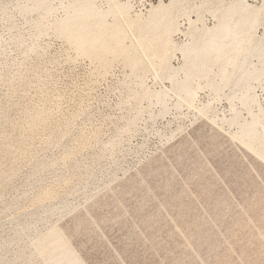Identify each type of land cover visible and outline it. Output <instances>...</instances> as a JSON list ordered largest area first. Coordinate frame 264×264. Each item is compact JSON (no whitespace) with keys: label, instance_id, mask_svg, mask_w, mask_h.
Listing matches in <instances>:
<instances>
[{"label":"rangeland","instance_id":"1","mask_svg":"<svg viewBox=\"0 0 264 264\" xmlns=\"http://www.w3.org/2000/svg\"><path fill=\"white\" fill-rule=\"evenodd\" d=\"M17 1L0 0L9 9L8 21L0 22V174L14 169L10 183L19 187L16 194L26 190L28 196H38V184L28 189L19 186L37 161H57L40 176L39 185L49 186L52 195L57 191L54 196H60L65 187L66 190L78 182L76 170L69 172L59 159L61 147L71 137L80 136L81 141L75 162L82 157V163L90 167L95 166H91L95 163L91 161L101 153L99 147L113 141L123 152L116 154L124 159L119 157L117 163L121 167L115 179L106 182L98 178L103 183L97 179L100 189L93 192L92 198L76 200V205L73 203L68 210L48 219L47 225H59L71 238L86 264H264V161L245 150L222 126L220 116L228 117L231 112L226 100L221 97L213 102L219 118L211 122L193 109H173L176 99L169 93L165 115H159L158 107H153L155 119L151 121L143 113L135 134L121 130L134 115L123 99L133 88L138 69L133 77H127L130 69L122 60H115L102 70L88 56L77 55L63 39L52 34V29L35 35L32 24L11 10ZM180 1L185 13L176 14L177 10H173L177 29L171 33L177 46L188 40L190 21L198 18L196 26L202 21L207 27L215 22L206 9V0ZM243 1L262 12L263 22L256 27V34H261L264 0ZM117 2L128 6L131 18L138 21L145 20L151 10L159 4L167 5L169 0ZM95 4L103 11L108 7L105 0ZM107 20L111 21L112 16ZM17 35L20 41L14 40ZM134 37L128 31L125 45H136ZM29 47L33 49L29 51ZM177 53L171 60L174 67L182 62ZM139 55L144 60L141 52ZM148 69L143 73L147 86L170 87L169 82L156 79L154 71ZM200 82L202 87L207 84L204 79ZM253 88L264 108V71ZM209 98V92L200 89L196 103ZM145 105L143 101L141 106ZM35 112L38 116L33 130H25L28 114ZM64 123L69 127L60 139L62 145L49 144L54 136V140L58 139ZM9 147L19 151L12 156L7 152ZM116 154L113 158L118 157ZM104 157L100 160L105 162L97 161L101 167L95 163V172L110 161ZM1 180L0 177V200L9 201L15 194L11 184ZM2 202V218L6 213L25 210L14 207L15 211L12 207L1 212ZM4 226L7 229L8 223L4 222L1 234L6 231ZM7 234L4 232L0 238L5 240ZM6 249H0L1 264L14 255Z\"/></svg>","mask_w":264,"mask_h":264},{"label":"bare ground","instance_id":"2","mask_svg":"<svg viewBox=\"0 0 264 264\" xmlns=\"http://www.w3.org/2000/svg\"><path fill=\"white\" fill-rule=\"evenodd\" d=\"M96 1L18 0L12 5L11 10L16 11L26 22L32 24L35 35L52 29V34L63 39L77 55L88 56L94 60L99 69L104 70L115 60H122L124 66L130 69V75L127 77H133L135 70L138 69L134 77V86L129 88L123 99L126 105L131 106L134 115L121 130L133 133L136 130V123L143 113L148 114V119L153 121L152 119H155L156 116L153 107H158L156 112L159 115L166 113L168 111L167 99L171 94L176 99L173 109L180 110L182 107H187L189 110L193 109L192 111H195L198 116L215 122L219 117L217 109L212 104L223 97L229 104L231 112L228 117L220 116L219 120L222 126L225 125L227 133L233 140L264 161V108L259 103L253 88V84H258L261 81L264 71V31L261 34H256V27L263 22V14L260 10L250 7L243 0H233L230 3H225L224 0H206L205 6L208 13L215 19L214 24L212 27H207L201 21L196 26L198 18L194 22L190 21L186 33L188 40L177 46L171 40V33L177 29L176 15H173V10H177L176 14L185 13L182 1L169 0L167 5L159 4L151 10L145 20L138 21L131 18L128 6L120 5L117 0H105L108 6L105 11L96 7ZM8 10L6 5L0 4V22L8 21ZM108 16H112L111 21L107 20ZM128 31L134 33L135 41H133L136 45L133 43L130 46L125 45ZM14 40L20 41L21 39L17 35ZM32 49L33 47H29L28 50ZM139 52L143 55L144 60L140 57ZM175 52H178L182 59L178 67L171 64ZM144 62L148 64L149 69ZM145 68L148 71L152 69L156 79L169 82L170 87L165 88L163 84L158 89L147 86L143 76ZM202 79L207 82L203 87L199 84ZM200 89L209 92L210 98L204 103H196L197 92ZM169 93L171 94L169 95ZM143 101L146 102L144 107L141 106ZM235 103L240 108H237ZM178 113L177 115H179ZM37 116V112L28 114L25 130H33V122ZM128 124L130 126H127ZM61 127L60 138L54 140L56 138L54 136L49 144L62 145L60 139L67 134L65 131L69 126L64 123ZM75 137L66 139L67 141L64 140L65 143L62 141L64 144L63 148L61 147L62 150L60 149L59 159L60 165L66 167L69 172L76 170L78 182L74 181L77 184L72 185L73 187L69 186L72 188L68 187L65 190L66 187H63L64 192H61L60 196H54L57 191L52 195L49 186L39 185V183L41 184V174L45 170L53 168L56 165V159L34 163L31 173L29 172L28 177L22 184H19L21 188L27 187L26 189L38 184L40 193L36 191V188L35 191L38 192L36 197H31L30 194L28 196L26 190L16 194L19 187L10 183L14 169L11 172L7 173L6 171V173L0 174L1 181L10 183L11 191L15 194L9 201L4 199L5 201L2 200V202L0 200L2 202L1 212L10 211L12 207L13 210L15 208L16 210L25 209L18 214L6 213L4 216L5 213H3L5 218H2L0 213V230L3 229L4 222L8 223L7 229L4 226L8 237L5 240L0 238V249L7 248V251L10 249L11 252H14L10 254H14L13 257L10 256L11 260H4L3 264H13L14 262L16 264H86L81 253L73 246L71 238L59 225L55 223L47 225L48 219L74 206L73 203L75 204L76 200L92 198L93 192L96 193L97 189H100L96 184L98 178H102L106 182L107 180L111 181V178L115 179V173L116 171L120 172L119 167H121V163L118 167L117 162L120 160L119 157H122L116 153L122 154L123 152L121 149L118 151L119 144L113 141L102 144L99 147L101 153L98 152L95 161L91 162L98 163L97 161L106 154L109 155L108 159L104 158L106 161L109 159L110 161L95 172L96 170L92 169L96 166L95 163L91 165H95L94 167H90V164L82 163L84 162L81 161L82 157L75 162L80 136L79 138ZM16 151L18 152L19 149L9 147L7 152L14 156ZM92 153L94 154V152ZM113 154L114 156L116 154L119 159L113 158ZM94 156H91L92 159L95 158ZM83 159L85 160V158ZM122 159L120 162L124 160ZM30 160L32 159L30 158ZM73 160L74 163H71ZM100 161L105 162L104 160ZM70 163L72 166H68ZM98 164L101 167L100 162ZM79 183L84 185L81 186ZM21 188L20 190L23 189ZM32 190L34 191V189ZM27 202H29L28 205ZM1 232L0 237L4 233L1 234ZM7 254L9 255V253Z\"/></svg>","mask_w":264,"mask_h":264}]
</instances>
